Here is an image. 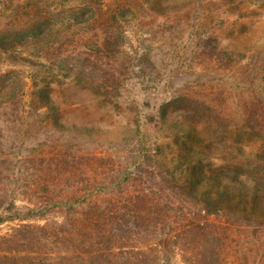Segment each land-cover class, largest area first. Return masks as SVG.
Here are the masks:
<instances>
[{"label":"rangeland","instance_id":"374dc122","mask_svg":"<svg viewBox=\"0 0 264 264\" xmlns=\"http://www.w3.org/2000/svg\"><path fill=\"white\" fill-rule=\"evenodd\" d=\"M96 2L0 0V130L7 139L12 137L8 144L1 142L0 150L12 152L15 169L29 168L15 175L9 188L21 212L35 208L39 214L0 224V250L10 247L4 238L20 229L34 228L51 237L74 212L91 211L77 201L85 191L98 204L107 200L109 209L121 206L127 196L124 188L111 186L109 180L115 168L130 165L131 149L135 152L143 145L156 158L169 161L182 152L175 138L192 144L175 127L177 118L168 116L162 126L148 119L159 120V104L178 92L210 103L232 120L247 153L260 145L245 116L264 105V0ZM37 22L41 23L37 36L44 39L14 37ZM208 35L224 49L219 60L202 47ZM79 52L87 59L67 57ZM57 55L63 57L64 66L49 61ZM70 64L76 65L75 75L68 71ZM42 89L57 107L58 122L71 129L62 131L56 120L43 116L49 109L37 96ZM198 123L214 132L209 120ZM89 129L98 135H82ZM212 140V150L189 155L196 161L195 170H205L209 180L217 173H209L207 163L217 169L226 166L221 182L230 187L239 180L264 181V151L260 163L229 157L225 162L222 157L232 141ZM57 158L61 165L54 166ZM48 168L50 173L45 172ZM210 220L228 228L223 263L264 264V236L256 240L234 219L225 223L211 216ZM27 236L18 237L11 248H21ZM170 242L162 248L170 263L186 264L184 250ZM149 249H145L148 255Z\"/></svg>","mask_w":264,"mask_h":264},{"label":"trees","instance_id":"16d2710c","mask_svg":"<svg viewBox=\"0 0 264 264\" xmlns=\"http://www.w3.org/2000/svg\"><path fill=\"white\" fill-rule=\"evenodd\" d=\"M96 1L98 0H85L90 5L97 3ZM73 18L78 19L77 13ZM40 25L41 23L37 22L30 28L15 33L14 37L17 40H42L44 38L37 36ZM217 42L218 39L208 35L202 41V47L209 49V55L219 60L224 49L217 45ZM46 53L50 56L49 49ZM48 56L45 54L46 59ZM67 57H72L73 60L79 57L87 59L83 52ZM52 59L49 61L64 66L63 57L58 58L57 55ZM75 68L76 65L70 64L68 71L75 75ZM37 96L44 103V107L48 106L49 111L43 113L44 117L56 120L62 131L71 129L58 122L55 113L57 107L48 92L38 90ZM255 106L253 102L252 108ZM259 106V109L253 108L245 116L248 130L254 131L255 135L252 137L257 138L260 143L254 152L247 153L242 138H239V127H234L233 121L225 119L226 117L210 103L187 92H178L161 102L158 106L160 119L154 120L151 116L148 119L159 122L162 126L161 123H164L168 116L177 118L175 127L192 144L188 145L175 138L174 142L182 152L178 153L179 155L174 153L169 161L163 156L156 158V154H152L151 150L143 145L135 149V152L131 149L129 153H132L133 159L130 165L115 168V176L109 180L111 186L124 188L127 196L121 206L109 209L107 200L98 204L91 198V193L85 191L81 194L83 199L77 201L91 211L74 212L72 217L66 218L60 229L52 232L51 237L41 232L36 233L32 230L34 228L30 227L5 237L4 242L10 244V247L6 246L4 250H0V264H171L170 258L162 249L170 239H174L170 243L184 250L183 260L186 264H225L223 237H228L225 235L228 228L221 229L220 224H214L210 217L223 218L225 223L234 219L239 226L248 228V234L259 240L264 236V181L262 177H256L251 183L239 180L237 188L227 186L221 182V176L227 175L224 168L226 166L217 169L218 166L211 162L206 164L208 172L217 173V176H209L214 178L208 180L205 170L194 169L196 161L189 155L193 153L198 157L203 155L204 148L212 150L215 147L212 139L215 137L223 139V143L232 141L231 145L227 143L223 161L227 162L229 157L236 161L253 159L260 163L264 151V105ZM260 108L263 110L260 111ZM197 120H209L214 132L209 133ZM94 131L96 130L89 129L88 134L82 135H98ZM103 134L107 135V132ZM10 139L2 135L0 130V144L2 141L8 144ZM140 143L139 141L138 144ZM2 149L0 224L39 215L33 212L35 208L21 212L22 209L15 204L9 185L15 182V175L23 174L29 168L15 169L10 158L12 152ZM57 161L54 166L60 163L61 158H57ZM47 164L51 166L52 163ZM50 171L51 168H48L45 172ZM151 195L155 198H148ZM67 223L71 227L63 228ZM26 233L30 235L25 238L26 244H21V248H11L17 238ZM29 244L34 245V248L29 249ZM148 248L149 255L145 251ZM117 250L118 252H115Z\"/></svg>","mask_w":264,"mask_h":264}]
</instances>
